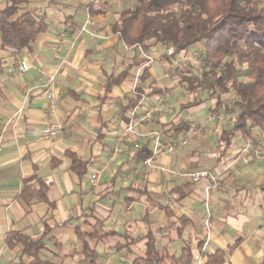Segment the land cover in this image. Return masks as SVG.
<instances>
[{
  "label": "crops",
  "instance_id": "crops-1",
  "mask_svg": "<svg viewBox=\"0 0 264 264\" xmlns=\"http://www.w3.org/2000/svg\"><path fill=\"white\" fill-rule=\"evenodd\" d=\"M31 1L32 10L43 6L34 12L47 14V30L29 48L0 45V264H19L20 246L6 243L11 231L42 236L39 256L53 264H92L84 244L97 262L132 264L144 252L149 231L159 251L177 256L188 244L191 264H205L216 249L224 251L222 264H264V162L240 153L243 136L234 135L219 156L216 134L201 124L203 103L187 111L174 108L176 89L166 93L163 84L179 68L175 61L170 70L159 63L175 57L150 56L152 47L146 54L139 46L124 45L111 29L110 9L100 12L98 0H61L68 13L62 17L53 16L54 0ZM137 52L145 61L106 89L109 77ZM17 62L24 69L10 70ZM51 77L52 109L44 94ZM138 85L142 99L124 111ZM157 102L171 109L154 112L133 132L125 130ZM198 112L201 116L192 117ZM181 120L192 127L172 134L169 127ZM52 123L62 130L44 138V128ZM156 133L162 140L174 139L177 147L160 153L154 167L145 166L134 153L142 145L152 150ZM66 152L88 161L84 175L71 170ZM192 171H210L216 180L184 174ZM93 173H98L96 184L90 183ZM35 177L45 183L47 201L21 193L24 180L38 187ZM182 216L188 223L178 233Z\"/></svg>",
  "mask_w": 264,
  "mask_h": 264
},
{
  "label": "trees",
  "instance_id": "trees-1",
  "mask_svg": "<svg viewBox=\"0 0 264 264\" xmlns=\"http://www.w3.org/2000/svg\"><path fill=\"white\" fill-rule=\"evenodd\" d=\"M28 2L7 0L0 7V45L3 48H29L36 36L47 30V14L23 10V5ZM115 14L112 31L118 34V39L124 45L135 50L139 46L148 51L152 44L171 45L173 51L169 56H176L189 49L194 50V45H198L199 49L196 50L202 61V71L200 74H194L191 69L182 71L179 83L189 90L204 89L215 99L214 111L221 105L225 107L222 100L224 94H235L236 121L227 123L216 134L219 156L224 155L232 144L236 131L246 137L251 135L253 126L264 130V4L259 0H136L134 5L118 9ZM139 52L120 73L109 77L106 89L120 83L132 67L145 61V57L137 59ZM164 55L168 56L167 53ZM142 77H147L146 66L142 70ZM135 90L124 111L132 109L142 99L143 89L138 85ZM192 125L190 121L181 120L168 130L172 134H179ZM150 153L151 150L142 145L134 153V158L142 161ZM66 154L71 158V170L78 177L84 175L88 161H83L72 152ZM35 178L38 187L32 188L27 184L29 179L24 180L21 193L27 199L36 197L47 201L45 183L39 177ZM162 208L170 214L168 205ZM181 223L178 233L188 223V218L182 216ZM6 243L20 246L19 264H53L39 256L44 247L42 236L33 239L21 232L11 231L7 234ZM201 246L200 243L198 247ZM83 253L90 263L103 264L97 262L96 254L87 244H84ZM191 261L192 251L188 244L181 248L177 256L165 249L159 251L149 231L144 252L136 256L132 264H191ZM223 261L224 251L216 249L209 254L205 264H222Z\"/></svg>",
  "mask_w": 264,
  "mask_h": 264
},
{
  "label": "rangeland",
  "instance_id": "rangeland-1",
  "mask_svg": "<svg viewBox=\"0 0 264 264\" xmlns=\"http://www.w3.org/2000/svg\"><path fill=\"white\" fill-rule=\"evenodd\" d=\"M43 0H40L42 2ZM108 3H107V2ZM136 0H98L97 4L101 7L99 10L102 13H105L106 9H110L111 15L113 19L115 18L116 14L115 11L118 9H121L126 6H132L135 4ZM261 4H264V0H259ZM7 0H0V7H2ZM48 3H46L47 5ZM84 5V4H83ZM26 10H32L34 7V4L30 0L27 4H25ZM51 9L56 11L53 15L54 17H62L64 13H67V10L65 9V6L62 4L61 0H54L53 4L51 3ZM45 8V7H44ZM41 12L43 10V6L40 4H37V6L34 8V11ZM22 11V10H21ZM151 42V41H149ZM151 47L155 50V53H151L150 56L154 55H159L161 56L162 54L167 53V48L173 46H162L161 44H152ZM150 47V48H151ZM196 47V48H195ZM194 50L189 49L186 53L179 54L177 56H172L175 57L172 59L173 62H169L168 60H162L159 64L163 65L164 67H167L169 70L172 69L174 64V61L176 62V65H178V71L177 73H171L169 77L164 78V89L166 93H171L172 89H176V93L178 94L175 96V98L172 101V105L174 108L180 112V111H187L188 106L191 103V106L198 105L200 103H203V106L201 107V115L195 114L192 117H199L201 116L203 119L206 115V113H211L212 115L215 116V122L214 125L218 124L220 130L225 128L227 123H233L236 121V112L234 109H236V106L234 104L235 101V94L232 92L229 94H224L222 96V100L225 101V107L224 106H219L216 107V110L214 111L213 108L215 106V99L213 97H210L208 93L202 89V88H196L189 90L185 86L179 83V79L181 76L182 71H186L187 69H191L194 74H200L199 72V66H200V57L199 54L197 53L199 49L198 45H194ZM193 49V48H192ZM142 52H145L143 49H141ZM141 52V54H142ZM146 53V52H145ZM147 54V53H146ZM148 86H153L151 82L149 83ZM154 87V86H153ZM233 110V111H232ZM232 116L235 117V119H232ZM217 120V122H216ZM202 124V122H201ZM202 127H207V126H202ZM251 135L244 137L239 131L235 132V136H243L245 138V141L249 142L252 141L253 139H261V142L264 143V130L261 131L260 128L253 126L251 130ZM217 134V133H216ZM233 135V137H234ZM255 143V141H254ZM240 153L241 149H240ZM243 155V154H242ZM264 162V161H263Z\"/></svg>",
  "mask_w": 264,
  "mask_h": 264
},
{
  "label": "built area",
  "instance_id": "built-area-1",
  "mask_svg": "<svg viewBox=\"0 0 264 264\" xmlns=\"http://www.w3.org/2000/svg\"><path fill=\"white\" fill-rule=\"evenodd\" d=\"M172 51H173L172 47L167 48L168 54L172 53ZM201 64H202V61L200 60L199 72L202 71L201 70L202 69ZM23 67L24 66L21 62H17L15 65H13V67L10 68V70H12V69H24ZM44 87H45L44 94H45V98L47 101V105L50 109H52L53 108V100L55 98L54 89H53V78L52 77L49 78L48 82L44 85ZM162 108H167L168 110L171 109L170 107L164 106L162 103L157 102L154 105H151L146 109H143V113H141L137 117L132 118V120L129 121V123L126 125L125 130L127 132H133L134 128L138 122H141L142 120L151 117L154 112L160 111V110H162ZM232 119L234 120L235 117L232 116ZM214 122H215V116L209 112V113H206V115L202 121V125L207 126V127L209 125V131L211 133L216 134L220 131V128H219L218 124L214 125ZM62 128H63V126L60 124H56V123L49 124L44 128V130L42 132V136L44 138H52V137L56 136L57 132L62 130ZM160 136H161L160 133L155 134L151 153L149 155H147L142 160L143 165L149 166V167H154L157 156L160 153H162V152H173L176 150L177 145H176V142L174 141V139L162 140ZM254 141H255V143H254ZM0 149H1V146H0ZM241 152L247 160L256 159V160L264 161V143L261 142V139H253V142L247 141L244 144L243 148L241 149ZM184 174L190 176L193 180H198L200 178H208L210 181L216 180V176L210 171H192V172H188V173H184ZM97 180H98V173H93L90 177V183L96 184ZM208 193H209V186L206 187V195H208ZM205 200H206L205 201V208L208 211V209H207L208 208L207 197L205 198ZM207 223H208V218L206 217V224Z\"/></svg>",
  "mask_w": 264,
  "mask_h": 264
}]
</instances>
